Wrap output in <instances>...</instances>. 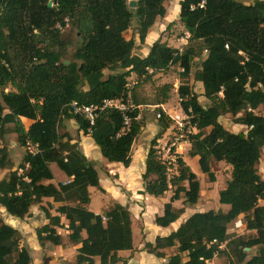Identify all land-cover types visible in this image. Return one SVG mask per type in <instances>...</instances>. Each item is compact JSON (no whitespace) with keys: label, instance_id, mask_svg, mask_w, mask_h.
I'll return each instance as SVG.
<instances>
[{"label":"trees","instance_id":"1","mask_svg":"<svg viewBox=\"0 0 264 264\" xmlns=\"http://www.w3.org/2000/svg\"><path fill=\"white\" fill-rule=\"evenodd\" d=\"M165 1L136 0L131 12L128 0H0V170H8L0 180V207L7 216L23 220L38 205L48 221L35 230L40 245H61L55 229L62 227L64 217L70 242L79 245L74 264H95V258L99 264L122 262L117 252L132 250L130 212L119 204L100 215L88 210V188L101 190L98 172L61 129L73 121L104 160L127 167L141 132L135 93L139 82H149L174 66L187 78L196 64L193 83L201 84L207 106L199 104L187 84L177 89L180 107L184 112L191 109L190 124L196 131L187 139L188 156L197 158L199 171L211 183L212 161L230 167L229 179L218 192V204L227 209L193 213L145 249L163 257L159 251L176 247L166 264H210L221 255L227 264H264V179L258 172L264 117L255 113L264 105V0H205L203 8L197 7L202 0H180L178 22L189 34L183 50L179 53L156 40L146 55L135 54V39L124 33L137 20V40L145 44L156 20L165 17ZM66 29L75 32L73 42L64 38ZM131 76L138 80L130 89L133 107L101 109L107 100L125 103ZM170 90L168 84L160 88L156 105L166 103ZM91 106L97 108L93 124L76 112ZM158 111L159 132L150 142L142 182L143 192L152 197L171 193L163 215L155 219L157 226L166 228L198 203L200 184L180 156L177 175L167 181L155 147L171 122ZM225 115L245 132L225 129L220 122ZM22 118L30 122L27 128ZM7 135H14L21 148L30 142L38 150H25L15 170L3 143ZM51 164L70 180L56 186L46 183L53 179ZM44 199L59 204L54 208L57 215L49 213L52 205L41 206ZM177 201L182 208L173 207ZM239 217L251 236L230 238L228 226ZM20 241L19 232L0 217V264H35Z\"/></svg>","mask_w":264,"mask_h":264},{"label":"crops","instance_id":"2","mask_svg":"<svg viewBox=\"0 0 264 264\" xmlns=\"http://www.w3.org/2000/svg\"><path fill=\"white\" fill-rule=\"evenodd\" d=\"M150 33L147 37L148 41H150L149 39L152 38V36H150ZM151 42H153V40ZM151 42H149V44ZM149 44L146 45L148 46ZM146 54L147 51L145 55ZM21 121L23 123V121L28 120L22 118ZM72 123L73 121H68V124L67 122H65L63 128L61 129L62 133H66L72 138V143H76L78 149L81 151L84 157L89 162H92L94 164L99 176V185L101 190L93 187L88 188V193L90 196L88 210L94 214L100 215L104 211H107L114 204H119L126 207L130 212L132 250L119 251L117 252V257L120 258L125 264H166L168 258L176 254V247L169 250L165 249L159 251V253L163 254V257H158L155 253H148L145 249V244H153L157 237H164L169 235L171 232L175 231L180 226V224L183 223L193 213L208 211L200 210L201 198L194 207L186 208L184 210V213L176 222L172 223L166 228L157 226L155 224V219L163 215V206L169 201L171 193L167 192L163 196L156 198L143 192L144 189L142 175L145 172V158L150 145L145 146L143 144L141 147L139 146L135 149L134 141V144L131 148V162L127 167H123L122 165L116 163H108L101 156H99V149L94 145L91 138L89 136H83L81 132L77 131V126H73ZM185 144L187 158L184 157L183 154L179 152V150H177V153L188 165V151L190 147L188 143L185 142ZM191 159L197 161L196 157ZM97 165L100 167L102 165L103 170L99 171L97 169ZM53 166L54 164L50 165L53 179L46 183H51L55 186L59 183H67L70 179H68L61 171H59L58 168L57 172H55ZM100 173L101 175L103 174V178H101ZM223 188H221L220 190H222ZM92 191H96V193H98V197L100 198V202H102V205L99 202L97 204H94L92 199ZM42 202H45L48 205H52L53 209L50 210L49 213L52 216L57 215L54 208L59 206L58 203H53L51 199H44ZM263 202L264 200L260 201V205L264 206ZM41 206H43L42 203ZM173 207L176 209L182 208L181 201L174 202ZM1 211L4 212V209L1 208ZM39 212H41L40 209ZM30 217L31 216L25 218L28 221L26 222L25 219L19 220L7 216V218H5V222L19 232L22 242L21 246H24L28 250L31 258L33 253L36 255L41 254V260L38 261V263L35 262V264H39L41 262L45 264H65L67 262L69 264H74L77 254L76 251L79 248V245H75L70 242L68 237L69 231L66 229L67 221L64 219V217H60V224L62 227L55 229L57 234L61 237V245L58 246H54L49 243L40 245L38 243L35 234V230L38 226L33 227L31 225L29 221L32 218ZM33 222H40L41 227L48 223V221L44 219L42 214L40 220H34ZM82 237L84 238L85 235L82 234ZM215 259L218 258H214L210 262V264H215ZM122 262L117 264H121ZM94 263L99 264L98 258L94 259Z\"/></svg>","mask_w":264,"mask_h":264},{"label":"rangeland","instance_id":"3","mask_svg":"<svg viewBox=\"0 0 264 264\" xmlns=\"http://www.w3.org/2000/svg\"><path fill=\"white\" fill-rule=\"evenodd\" d=\"M130 1H136V0H128ZM180 0H166L164 2V7L166 9L165 17L162 19H157L154 26L149 31L150 36H152L150 41L146 38L145 44L140 45L137 40L136 30H137V20H133L131 28L124 33V36L126 38H134L136 41V47L134 53L140 56H144L148 46L146 44H149V42L159 40L161 43H166L168 46L172 48L181 47L180 39L186 32L183 26L178 22V12H179V3ZM244 4H251L254 0H241ZM131 12H134V8H130ZM148 33V34H149ZM75 32L72 29H66L64 31V38L67 40L73 42ZM73 47H70L68 49V56L72 53ZM198 68L196 64H194L192 71L190 75L187 78L181 77V69L178 66H174L169 68L167 72L164 74H156L151 78L149 82L146 83H140L139 86L136 89V100L140 104L138 106L139 110V116L138 119L140 120L141 124V132L135 139V149L139 146L141 147L143 144L150 145V141L157 135L159 132V127L157 126V117L156 114L159 112L160 109L165 110L167 114L174 115L179 111L180 107V99L177 94V89L181 83L187 84L191 87L192 91L198 95V102L201 106H207L208 102L202 97V86L200 83H193V73ZM109 72H105V76H107ZM138 83V80L135 76H131L128 79V85L130 88H133ZM168 84L171 87V90L168 94V99L165 104L163 105H156V101L160 98V88ZM10 90L9 87H7L6 91ZM163 108V109H162ZM256 114H259L264 117V105L260 106L256 111ZM220 122L223 124L224 128L227 129L230 132L238 133V132H245V128L240 125H235L233 123V119L230 115H225L221 117ZM68 124V121H67ZM73 126H76L75 123H72ZM23 125L25 128L29 126V121H23ZM190 134H194L196 131L189 129ZM62 133V131H61ZM170 132L169 129L162 135V137L157 141V147L158 146H164L171 144L173 142V135ZM4 145L7 147L9 157L13 163V169H17L19 164L21 163L22 157L25 153V148H21L16 143V137L14 135H7L3 140ZM187 143V142H186ZM179 144V145H178ZM190 147V145H189ZM176 151V149L179 150L180 153L183 154L184 157L187 158V153L185 151L186 144L185 142L178 141L175 147H173ZM99 156L100 153L98 151ZM188 166L192 170L194 174H196L199 184H200V203L201 207L200 210H221L226 211V207L220 206L218 204V192L221 188L225 187L226 181L229 179L230 175V167L227 166L225 163L220 162H211V171L214 174L215 181L213 183L209 182L206 175L202 174L199 171L198 163L196 160L188 158ZM137 166V163H136ZM97 169L99 171H102V165L101 167L97 165ZM53 168L55 169V172H57V167L54 165ZM8 170H0V180L6 175ZM258 172L262 178H264V151L262 152V157L259 161L258 165ZM101 175V173H100ZM101 178H103V174L101 175ZM92 199L94 204H97L98 202L102 205V202H100V198L98 197V193L96 191H92ZM179 203V202H178ZM43 206L45 208L48 207L47 203H43ZM99 204V205H100ZM264 204V202H263ZM100 205V206H101ZM39 206L35 205L31 207L30 209V223L31 225L38 226L37 228L41 227V223L37 222L34 223V220H40L41 212H39ZM0 217L5 222V218H7V215L1 211L0 208ZM15 219V218H13ZM42 219V218H41ZM26 220V219H25ZM241 222L242 227H240V224H236L237 222ZM26 222H28L26 220ZM6 223V222H5ZM228 235L230 238H236L237 236H251V234L244 230V224L242 221V217H239V219L233 221L228 226ZM29 240V239H28ZM22 242L20 241V245ZM26 244V243H25ZM48 243H44L42 245H45ZM218 259H215V264H227V259L224 255L218 256ZM32 260L35 263H38V261L41 260V254L36 255L32 254ZM53 260V259H52ZM54 261V260H53ZM65 264H69L68 262Z\"/></svg>","mask_w":264,"mask_h":264},{"label":"built area","instance_id":"4","mask_svg":"<svg viewBox=\"0 0 264 264\" xmlns=\"http://www.w3.org/2000/svg\"><path fill=\"white\" fill-rule=\"evenodd\" d=\"M205 3V0H202L201 3L197 6L198 8H203ZM193 9V7L191 8ZM189 39V34L187 32L184 33V35L181 37V47L175 48L179 53L183 50V47L187 44V41ZM4 64V63H3ZM130 86L127 84L126 86V93H125V103L122 101L123 99H115V100H107L103 102V108H113L119 111H126L129 108H132V100H131V92H130ZM74 106V105H73ZM163 109V108H162ZM96 107H83L80 109H76V112L82 113L87 120H89L90 124H93V120L96 116ZM171 122L170 124V132L173 135V142L169 144V146H156L157 155L159 156V160L166 168V178L167 181L171 180L174 176L177 175V164H176V158L179 156L177 153V150L173 147L177 144L178 141L181 142H187L188 136L190 135L189 129L194 130V128L190 124V120L192 118V112L189 108L187 112H184L181 107H179V111L175 113L173 116L170 114H167L165 110L161 111ZM161 116L160 113L156 114L157 119H159ZM125 124H128V121H125ZM188 143V142H187ZM179 145V144H178ZM25 150L30 154L37 153V147L30 142L26 143ZM173 150V151H172ZM103 221H105V218H102ZM240 224V227H242L241 222H237L236 224ZM237 227V226H236ZM224 244H220L219 248L223 249Z\"/></svg>","mask_w":264,"mask_h":264},{"label":"water","instance_id":"5","mask_svg":"<svg viewBox=\"0 0 264 264\" xmlns=\"http://www.w3.org/2000/svg\"><path fill=\"white\" fill-rule=\"evenodd\" d=\"M135 2L134 1H130L129 2V4H128V6L130 7V8H134L135 7ZM48 6H51V3H48ZM248 249H246V251H247Z\"/></svg>","mask_w":264,"mask_h":264}]
</instances>
